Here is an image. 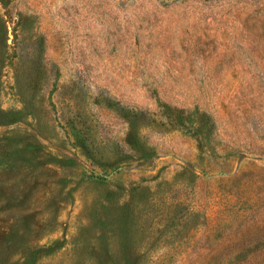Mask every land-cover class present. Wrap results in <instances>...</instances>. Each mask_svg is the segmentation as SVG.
Instances as JSON below:
<instances>
[{
	"label": "rangeland",
	"instance_id": "rangeland-1",
	"mask_svg": "<svg viewBox=\"0 0 264 264\" xmlns=\"http://www.w3.org/2000/svg\"><path fill=\"white\" fill-rule=\"evenodd\" d=\"M0 264H264V0H0Z\"/></svg>",
	"mask_w": 264,
	"mask_h": 264
}]
</instances>
